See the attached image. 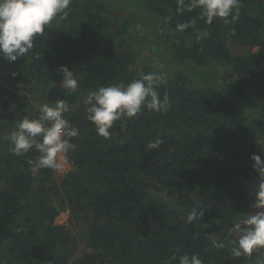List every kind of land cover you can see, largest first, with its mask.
<instances>
[{
    "label": "trees",
    "instance_id": "16d2710c",
    "mask_svg": "<svg viewBox=\"0 0 264 264\" xmlns=\"http://www.w3.org/2000/svg\"><path fill=\"white\" fill-rule=\"evenodd\" d=\"M241 5L232 24L209 26L199 9L179 13L177 0H73L25 59H0V264H178L172 255L185 253L204 264H255V254L233 257L227 243L233 222L254 211L250 157L264 159V0ZM190 20L194 27L176 30ZM198 30L209 36L197 41ZM60 65L79 79L71 94ZM153 71L167 80L158 91L170 109L122 119L111 139L99 137L87 94ZM57 99L80 130L72 166L33 176L28 159L38 153L14 156L6 137ZM155 139L163 144L148 150ZM196 206L204 215L188 223ZM65 211L68 222L56 225Z\"/></svg>",
    "mask_w": 264,
    "mask_h": 264
},
{
    "label": "clouds",
    "instance_id": "9594fccd",
    "mask_svg": "<svg viewBox=\"0 0 264 264\" xmlns=\"http://www.w3.org/2000/svg\"><path fill=\"white\" fill-rule=\"evenodd\" d=\"M177 3V11L181 14L199 9L200 19L209 26L218 19L225 25L232 24L239 18L242 6L241 0H189L188 3L177 0ZM72 4L73 0H0V59L9 63L19 58L25 59L33 51L36 40L45 34L57 18L69 16ZM194 26L195 20H190L178 23L176 30L184 32ZM208 36L207 30H198L196 40ZM56 73L61 77L60 86L69 94L78 89L79 79L68 66L60 65ZM15 75L12 73L13 77ZM164 84H167L164 76L153 71L142 73L138 79L127 84L119 82L100 86L84 98L86 118L94 125L99 137L109 140L112 136L110 129L117 121L136 119L145 111L163 114L170 109L168 94L161 97L158 91ZM70 110L69 103L63 99L45 102L39 107L38 117L29 118L24 115L17 120L15 130L6 137L12 155L21 157L32 151L38 153L34 159H28L31 175H37L42 169L60 173L72 166L69 154L76 150V144L72 141L79 137L80 130L66 118L65 114ZM161 144L162 139H155L146 147L150 151L158 150ZM250 159L254 162L253 170L259 176L254 200L250 205L254 211L245 213L233 222L229 236L234 234V238L227 243L231 245L230 253L233 257L251 259L255 254V264H264V258L261 257L264 253V159L259 154H252ZM203 215L202 206H196L186 219L192 223L201 220ZM57 218L55 224L60 225ZM213 246L223 249L226 244L213 241ZM171 260H178V264H204L197 253L173 254Z\"/></svg>",
    "mask_w": 264,
    "mask_h": 264
},
{
    "label": "rangeland",
    "instance_id": "374dc122",
    "mask_svg": "<svg viewBox=\"0 0 264 264\" xmlns=\"http://www.w3.org/2000/svg\"><path fill=\"white\" fill-rule=\"evenodd\" d=\"M103 1H108V0H103ZM140 17V15H138V18ZM138 22H141V21H133L132 23H133V25H135V24H138ZM135 27V26H134ZM137 28V31H138V33L141 35V36H144V34H147V32L145 31V30H143V29H140V27H136ZM135 28H130V32H132V30H134ZM134 47L135 48H137V49H139V48H142V46H141V43L140 42H134ZM173 70H176V68H174ZM191 76L193 75V74H191V73H189ZM34 106H39L38 104H37V102H34ZM58 221V220H57ZM61 221H63V219L61 220ZM56 222V221H55ZM57 224V223H56Z\"/></svg>",
    "mask_w": 264,
    "mask_h": 264
},
{
    "label": "built area",
    "instance_id": "2783aa9c",
    "mask_svg": "<svg viewBox=\"0 0 264 264\" xmlns=\"http://www.w3.org/2000/svg\"><path fill=\"white\" fill-rule=\"evenodd\" d=\"M70 170V168H67L64 172H60L58 173L57 172V175H64L66 174L68 171ZM68 217H69V211H65L64 213H62L58 218H57V222L61 225H66L67 223V220H68ZM63 219V221H61Z\"/></svg>",
    "mask_w": 264,
    "mask_h": 264
}]
</instances>
